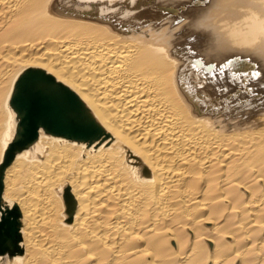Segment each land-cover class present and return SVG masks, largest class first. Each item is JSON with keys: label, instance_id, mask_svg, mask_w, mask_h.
Instances as JSON below:
<instances>
[{"label": "bare ground", "instance_id": "obj_1", "mask_svg": "<svg viewBox=\"0 0 264 264\" xmlns=\"http://www.w3.org/2000/svg\"><path fill=\"white\" fill-rule=\"evenodd\" d=\"M260 98L264 0H0V264H264Z\"/></svg>", "mask_w": 264, "mask_h": 264}, {"label": "rangeland", "instance_id": "obj_2", "mask_svg": "<svg viewBox=\"0 0 264 264\" xmlns=\"http://www.w3.org/2000/svg\"><path fill=\"white\" fill-rule=\"evenodd\" d=\"M130 1V0H129ZM109 3V2H108ZM131 4H132V2H131ZM110 6V5H109ZM117 7H111L110 6V8L109 9H107L106 8V12H107V14H108V12H109V14L107 15H105V16H108L109 17V15L111 16L110 18H109V22H111L112 24H117V25H119V24H134V25H136V27L135 28H141L142 27V25H137V24H186L187 22L186 21H184V22H180V21H182V19H178V17H179V15H173V13L171 12V11H167V9L169 8H167V9H162L161 7V9L162 10H160V8H156L155 9V7L153 8V7H151L150 9H147V10H149L148 12H147V14L148 15H153L152 17H148L147 19L145 18V19H143V20H141V18H139L138 16H136L137 15V13L136 12H133V11H137V10H134V8L135 7H128V6H126V5H123V3H121V4H118V5H116ZM121 7H123V8H121ZM131 8V9H130ZM125 9V10H124ZM158 9V10H157ZM182 9V10H181ZM108 10V11H107ZM132 10V11H131ZM140 10V9H139ZM142 10V9H141ZM180 11V13H183L184 11H185V6H183V5H181V6H179L177 9H175V11ZM162 13H161V12ZM129 12H131L132 13V17L131 18H129V19H122V17L126 14V13H129ZM114 13V14H113ZM118 13V14H117ZM130 13V14H131ZM155 13H160L161 15H160V18H157V16L156 15H154ZM171 13V14H170ZM116 14V16H114ZM114 16V17H113ZM153 19V20H152ZM128 20V21H127ZM129 21H132V23H129ZM220 23V22H219ZM214 24H216V22H214ZM185 69H187V68H185ZM261 99V101H263L264 102V98H260ZM221 108V107H220ZM234 108V106L233 107H231V108H229L230 110H232ZM84 130V129H83ZM97 134H98V132H96L94 129H91V130H89V132H88V130H87V135H86V137L87 138H94V137H96V139H94L95 140V142H96V140H98L97 138H98V136H97ZM37 135V134H36ZM134 168V170H136L135 171V173H136V175L137 174H139V175H144V173L142 172V171H140L138 168V166H134L133 167ZM140 177V176H139Z\"/></svg>", "mask_w": 264, "mask_h": 264}, {"label": "snow or ice", "instance_id": "obj_3", "mask_svg": "<svg viewBox=\"0 0 264 264\" xmlns=\"http://www.w3.org/2000/svg\"><path fill=\"white\" fill-rule=\"evenodd\" d=\"M253 75H257V73H253Z\"/></svg>", "mask_w": 264, "mask_h": 264}]
</instances>
